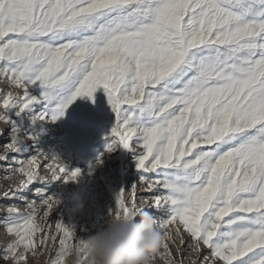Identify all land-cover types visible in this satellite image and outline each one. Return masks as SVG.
I'll list each match as a JSON object with an SVG mask.
<instances>
[{
  "label": "snow or ice",
  "instance_id": "obj_1",
  "mask_svg": "<svg viewBox=\"0 0 264 264\" xmlns=\"http://www.w3.org/2000/svg\"><path fill=\"white\" fill-rule=\"evenodd\" d=\"M0 81L10 126L0 171L20 177L0 199L28 208L3 205L0 225L16 240L0 264L43 256L61 204L48 186L81 175L38 147L36 125L99 88L115 114L106 151L138 153L151 205L167 210L141 207L135 183L108 212L153 215L163 240L151 264H264V0H0ZM92 236L60 218L47 264H89Z\"/></svg>",
  "mask_w": 264,
  "mask_h": 264
},
{
  "label": "rangeland",
  "instance_id": "obj_2",
  "mask_svg": "<svg viewBox=\"0 0 264 264\" xmlns=\"http://www.w3.org/2000/svg\"><path fill=\"white\" fill-rule=\"evenodd\" d=\"M0 88H5L2 81H0ZM41 91L42 89L37 87L35 94L39 95ZM37 110H42V106H37ZM13 118L17 119L15 116ZM114 123L115 114L108 102L107 93L103 88H99L94 93V100L89 97L78 98L55 122L44 121L36 125L39 130L38 147L45 153L58 155L69 170L80 169L81 175L76 181L68 183L53 181L48 186L50 192L59 193L61 204L48 221L51 224V230L48 232L46 229L49 234L47 249L43 250V256L36 258L30 256L28 264H47L50 259L48 250L52 248L53 243L51 236L55 235L56 223L60 218L66 224L74 225L80 235L94 234L93 226L102 223L109 209L115 208L117 194L123 189H128L126 195L131 196V186L135 183L138 184L137 203L141 207L151 208L150 212L166 218L167 210H158L154 205H151L150 198L146 195L147 190L144 184L139 181L138 153L122 146L111 152L106 151ZM22 125L29 131L33 127L27 116L23 119ZM9 127L8 124L0 122V132L4 133L0 138V144L7 142ZM23 139L25 140L23 147L31 151L32 142L27 136H24ZM4 150L0 146V152ZM101 154H103L102 163L97 164V159L101 157ZM27 155H37V153L31 152ZM40 160L42 163L48 162V158L45 156H41ZM40 173L48 175L47 169L44 167L40 168ZM19 178L5 179L3 172L0 171V195L3 191L15 186V182ZM49 179H51L50 175ZM42 186L35 185L33 191L25 193V195L29 199H34L35 187ZM9 203H15L22 212L28 211V208L20 200L0 199V214L6 212L3 205ZM40 216H43V210H41ZM4 230L0 225V248L16 240L15 236L4 233ZM185 239H187L186 234ZM173 251L175 252V249ZM55 255L56 253L53 252L52 257ZM6 264H11V261H7ZM67 264H74L73 259L69 258ZM157 264H163V261L158 260ZM185 264H188L187 259Z\"/></svg>",
  "mask_w": 264,
  "mask_h": 264
},
{
  "label": "clouds",
  "instance_id": "obj_3",
  "mask_svg": "<svg viewBox=\"0 0 264 264\" xmlns=\"http://www.w3.org/2000/svg\"><path fill=\"white\" fill-rule=\"evenodd\" d=\"M150 213L138 220L107 213L87 241L89 264H151L163 237Z\"/></svg>",
  "mask_w": 264,
  "mask_h": 264
},
{
  "label": "bare ground",
  "instance_id": "obj_4",
  "mask_svg": "<svg viewBox=\"0 0 264 264\" xmlns=\"http://www.w3.org/2000/svg\"><path fill=\"white\" fill-rule=\"evenodd\" d=\"M3 230H4V228H3ZM3 232V231H2ZM4 233H6V231L4 230Z\"/></svg>",
  "mask_w": 264,
  "mask_h": 264
}]
</instances>
